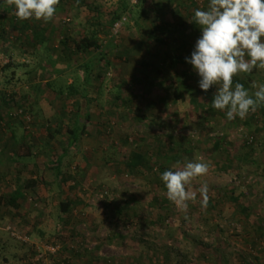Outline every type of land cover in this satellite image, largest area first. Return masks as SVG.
Listing matches in <instances>:
<instances>
[{"label": "rangeland", "instance_id": "374dc122", "mask_svg": "<svg viewBox=\"0 0 264 264\" xmlns=\"http://www.w3.org/2000/svg\"><path fill=\"white\" fill-rule=\"evenodd\" d=\"M193 1L130 0L116 29L110 20L121 0H59L48 22L18 19L15 6L0 0V55L8 60L0 62V137L15 139L1 146L12 160L0 167V174L9 172L0 177V188L9 195L21 185L18 177L21 183L43 178L18 196L17 206L0 207V264H264V120L248 125L250 113L257 112L250 111L244 119L223 115L204 124L198 114L171 118L174 105L158 103L161 95L175 92L177 79L200 89L190 64L164 61L165 54L189 56L200 35L190 20L209 0ZM183 20L185 37L179 27ZM95 29L107 51L88 84L92 123L77 147L63 154L67 122L80 101L57 91L73 81L82 89L84 65L99 51L77 52L74 41ZM162 33L166 46L156 39ZM33 44L41 45L36 50ZM158 63L165 67L155 75ZM263 77L264 70L257 69L252 82L262 84ZM117 83L128 98L137 94L131 103L115 104ZM215 90L214 85L206 93ZM146 97L156 101L146 109L147 118L139 110ZM255 136L260 137L252 147ZM220 137L225 139L214 152L229 148L235 157L227 169L212 150ZM30 142L34 153L17 157L20 146ZM139 148L149 163L169 169L197 158L208 164V172L186 186L196 193L186 209L167 198L163 182L152 173L120 172L119 162ZM61 154L59 175L54 162ZM202 184L208 189L206 205L198 191ZM155 196L164 199L159 209L150 206ZM68 199L76 204L63 214L60 201ZM122 206L132 218L126 228L114 214ZM114 232L125 237L111 241Z\"/></svg>", "mask_w": 264, "mask_h": 264}, {"label": "clouds", "instance_id": "9594fccd", "mask_svg": "<svg viewBox=\"0 0 264 264\" xmlns=\"http://www.w3.org/2000/svg\"><path fill=\"white\" fill-rule=\"evenodd\" d=\"M15 6L18 19L34 18L48 22L56 13L59 0H8ZM193 22L200 29L185 62L198 75V86L207 91L216 86L211 100L214 109L224 111L228 120L244 119L250 111L264 104V83L252 87L251 94L233 77L239 73H251L264 69V0H209L206 9L196 8ZM209 170L202 158L187 161L182 168L166 169L160 174L167 198L178 207L196 197L186 186ZM207 203V185L198 189Z\"/></svg>", "mask_w": 264, "mask_h": 264}, {"label": "trees", "instance_id": "16d2710c", "mask_svg": "<svg viewBox=\"0 0 264 264\" xmlns=\"http://www.w3.org/2000/svg\"><path fill=\"white\" fill-rule=\"evenodd\" d=\"M145 1V0H143ZM191 2L194 4V1L191 0ZM130 0H121V4L118 7L117 10H115L112 14V18L110 20L111 26L113 27L114 24L119 21L120 19H122L123 15L125 12H127L130 9ZM13 6H11L12 8ZM186 22H184V20L181 22L180 24V33L185 37L186 36V31L185 28H187L186 26ZM191 25L194 27V29L196 31H199V27L197 25H195L193 22H191ZM165 30V29H163ZM166 31V30H165ZM164 32V31H163ZM99 30L95 29L93 31H91L90 34H85L84 36L80 37L79 39L75 40V49L77 52H81V53H87L89 51H99L98 54L96 56H94L93 58H91L85 65H84V77H83V83H82V89L76 85L75 81H73L72 83L68 84L65 88H60L57 92L61 95H66L67 97H79V101H80V105L77 108L74 116L72 118H70L68 120V124H67V131L69 134L68 137V142H67V148L65 149L63 154H67L69 152V150L71 148H75L77 147V144L79 143V141L81 140L82 136L85 135L87 133V130L90 126V124L92 123V117H91V113H90V108L88 106V84L89 81L91 79L93 70H94V66L96 64V61H103L106 59V53L105 48L103 47V44L101 43L99 37ZM166 34H161V36H157L156 39L162 43L163 46L168 45L167 44V40H166ZM69 40V39H68ZM39 41V40H38ZM41 44H33L34 49L38 50L39 46ZM107 49V47H106ZM164 61L169 62L170 65H176V64H180V63H184L185 62V55L183 54H179V53H172V54H165L164 55ZM110 62H108L109 64ZM149 64L148 61H145L142 63V65L147 66ZM10 65V64H9ZM8 65V66H9ZM165 67V64L160 65V63H158L156 65V72L154 73L155 75H160L162 74L163 68ZM264 70V69H263ZM188 71H185L184 74L186 76L188 75ZM257 73V69H253V71L251 73L245 74L242 73L241 75H236L233 77L234 83L236 81H239L240 83H242L245 88L249 89L250 87H252L253 85V78ZM146 78H150V74H144ZM163 81L160 82V84H162L165 81L166 77H163ZM189 80V79H188ZM264 83V77L261 79ZM173 86H175V92H171V93H167V94H163L161 95L159 101L158 102L160 104V107H167L169 103H172L174 105L173 110H171L169 113L172 114L170 117L171 118H184V119H189L191 116H195L196 114H198L199 118H202L201 120L203 121L204 124H212L214 121H217L219 119V117H223V115L225 116L224 111L221 110H217L212 108L211 106V100L213 98L214 94H207L205 91L201 90V89H197L196 86H192L191 84H193L190 80H175L174 82H172ZM47 85L51 86L52 82H47ZM116 92H117V96H116V100H115V104L117 106H119V101H122L124 104H129L133 101V97L137 96V94L135 92H132L133 96H130L129 98L127 96H125L124 92L122 91V87L121 84L117 83L116 84ZM183 93H186L187 95H184ZM188 94H192L194 96H190L188 97ZM171 95H173V97L171 98ZM188 97V99L186 98ZM146 101L145 102H141L139 110H143L146 114H143V117L148 116V107H153L154 105H156V101L152 100L150 98H144ZM6 101V99H5ZM171 101V102H170ZM9 105V103H8ZM147 109V110H146ZM260 109V110H259ZM146 110V111H145ZM133 111V110H132ZM257 112L254 113H250V116L247 118V124L250 125L252 124V122H257L259 119H263L264 120V104H260L257 109ZM25 113H32L30 111L26 112L24 110ZM134 113V112H133ZM11 116V115H10ZM173 116V117H172ZM211 116H213L214 118H211ZM239 120V119H238ZM236 119V121H238ZM264 123V122H263ZM264 125V124H263ZM61 127L62 124L60 123L58 125V128H56L55 133H59L61 131ZM48 133L50 135V137H54V134L50 131L51 128L48 127ZM258 134V133H257ZM260 135V134H259ZM125 141H128L129 135L126 134L124 136ZM260 136H255L253 137L252 140V147L254 146L255 143L258 142V138ZM136 139H140V138H136ZM225 138L220 137L219 139H216V141L213 143L212 146V150L213 152L216 149H219V147L222 145L221 143L224 141ZM251 145V144H249ZM34 145H30V144H22L20 146V148L16 151L15 155L17 157H29L34 153ZM191 151V149H185V152ZM153 153V152H152ZM220 153V152H219ZM218 152H214V154H219ZM61 154L57 160L54 162L55 163V167L57 169V172L59 175L62 174V161L64 158V155ZM222 156V160H224V164L223 166L229 167L230 164L235 160V157L232 154V151L229 148H225L222 150V152L220 153ZM220 154H219V158L220 159ZM148 155L146 154V152L143 151L142 148H139L138 150H134L133 153L126 155L120 162L119 164L121 165V171L123 172H132L133 174H141V175H147V174H153V176H155L161 183V179H160V174L165 171L167 168L164 165H157V163L153 164L149 163L151 162V158L149 159L147 157ZM157 165V166H156ZM227 169V168H226ZM19 182L21 185H19V188L16 189L13 194H3L0 193V207L1 206H17V199L18 196L24 195V191L25 190H29L32 189L34 190L35 187L37 186V184L41 181H43V178L40 176L39 178L37 177H32V178H27L24 179L23 182H20V177H18ZM164 185V184H163ZM165 188V186H164ZM164 199L160 198L158 196L153 197V200H151L150 202V206L151 208L153 207H157L158 209L160 208V206H162ZM76 204V202L72 199H68V200H61L60 201V210L61 212L64 213H68L71 210H73L74 205ZM127 207V206H126ZM124 207H117L115 209L114 214L116 215V218H119L121 222H123L124 224V228H126L127 224H129V222L131 221V215L130 213L125 214L124 211ZM158 217L161 218V214L160 212L158 213ZM149 221V219H145V223H147ZM115 225H118L117 222L114 223ZM124 235H121L119 232H114L112 234V238L111 241H113V239L115 238H123ZM125 237V236H124ZM58 264H74L72 261H67L65 260L64 262H59Z\"/></svg>", "mask_w": 264, "mask_h": 264}, {"label": "crops", "instance_id": "0c3cea01", "mask_svg": "<svg viewBox=\"0 0 264 264\" xmlns=\"http://www.w3.org/2000/svg\"><path fill=\"white\" fill-rule=\"evenodd\" d=\"M6 95H8V94H6ZM8 103H9V101L6 98L5 104H8ZM0 120H1V115H0ZM0 128H1V126H0ZM13 142H15V139H14V135H12V134H10V136L0 137V167H2L4 169L6 168L7 162L11 161L12 159L9 158L8 153L3 151V148L1 146H3V145L6 146L7 144L10 145ZM23 144H26V143H23ZM27 144H31V142L27 143ZM1 152L3 153V157L1 156L2 155ZM11 157L13 158V155ZM1 171H2V169L0 170V172ZM4 172H3V174H0V177L7 175V173L9 174V172H7V173H4ZM0 193H2L1 188H0Z\"/></svg>", "mask_w": 264, "mask_h": 264}, {"label": "built area", "instance_id": "2783aa9c", "mask_svg": "<svg viewBox=\"0 0 264 264\" xmlns=\"http://www.w3.org/2000/svg\"><path fill=\"white\" fill-rule=\"evenodd\" d=\"M121 23H122L121 20L117 21V22L114 24L115 28H116V29H119V27L121 26ZM0 62H2V63H7L8 60H7V58H6L5 56H1V55H0ZM23 239H25V238H23Z\"/></svg>", "mask_w": 264, "mask_h": 264}]
</instances>
